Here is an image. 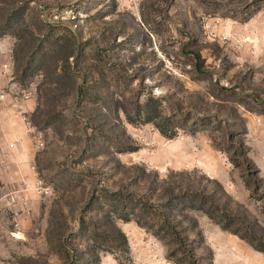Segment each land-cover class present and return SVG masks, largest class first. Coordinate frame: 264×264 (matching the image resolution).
I'll return each mask as SVG.
<instances>
[{
  "label": "rangeland",
  "instance_id": "rangeland-1",
  "mask_svg": "<svg viewBox=\"0 0 264 264\" xmlns=\"http://www.w3.org/2000/svg\"><path fill=\"white\" fill-rule=\"evenodd\" d=\"M6 63L0 264H264V0H0Z\"/></svg>",
  "mask_w": 264,
  "mask_h": 264
},
{
  "label": "crops",
  "instance_id": "crops-1",
  "mask_svg": "<svg viewBox=\"0 0 264 264\" xmlns=\"http://www.w3.org/2000/svg\"><path fill=\"white\" fill-rule=\"evenodd\" d=\"M29 107L28 101L13 102L9 98L0 103V153L29 161L31 137L25 123Z\"/></svg>",
  "mask_w": 264,
  "mask_h": 264
},
{
  "label": "built area",
  "instance_id": "built-area-1",
  "mask_svg": "<svg viewBox=\"0 0 264 264\" xmlns=\"http://www.w3.org/2000/svg\"><path fill=\"white\" fill-rule=\"evenodd\" d=\"M10 76V67L9 64H2L0 65V103L5 102L9 98V91L6 85H4L5 82L11 81ZM20 97L23 100L28 99V94L25 92L20 93Z\"/></svg>",
  "mask_w": 264,
  "mask_h": 264
},
{
  "label": "trees",
  "instance_id": "trees-1",
  "mask_svg": "<svg viewBox=\"0 0 264 264\" xmlns=\"http://www.w3.org/2000/svg\"><path fill=\"white\" fill-rule=\"evenodd\" d=\"M257 250V249H256ZM258 250H260V249H258Z\"/></svg>",
  "mask_w": 264,
  "mask_h": 264
}]
</instances>
